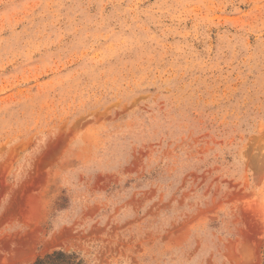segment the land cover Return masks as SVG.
<instances>
[{"label":"rangeland","instance_id":"1","mask_svg":"<svg viewBox=\"0 0 264 264\" xmlns=\"http://www.w3.org/2000/svg\"><path fill=\"white\" fill-rule=\"evenodd\" d=\"M55 251L264 264V0H0V264Z\"/></svg>","mask_w":264,"mask_h":264},{"label":"trees","instance_id":"2","mask_svg":"<svg viewBox=\"0 0 264 264\" xmlns=\"http://www.w3.org/2000/svg\"><path fill=\"white\" fill-rule=\"evenodd\" d=\"M65 256H64V254L62 253V252H60V251H55V252H53V253H50V254H48V255H46V257L45 258H43V259H38V260H36V261H34L33 263H31V264H43L44 263V259L46 260V261H51L53 258H64ZM45 261V262H46Z\"/></svg>","mask_w":264,"mask_h":264},{"label":"crops","instance_id":"3","mask_svg":"<svg viewBox=\"0 0 264 264\" xmlns=\"http://www.w3.org/2000/svg\"><path fill=\"white\" fill-rule=\"evenodd\" d=\"M13 256H15V253H13ZM34 258H35V257H34ZM32 259H33V258H32ZM32 259H31V260H32ZM31 260H30V261H31ZM28 262H29V261H28Z\"/></svg>","mask_w":264,"mask_h":264}]
</instances>
